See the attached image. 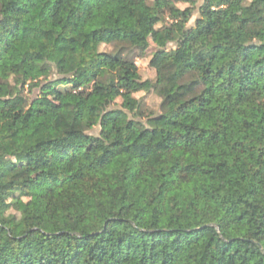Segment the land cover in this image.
Instances as JSON below:
<instances>
[{
    "label": "trees",
    "instance_id": "trees-1",
    "mask_svg": "<svg viewBox=\"0 0 264 264\" xmlns=\"http://www.w3.org/2000/svg\"><path fill=\"white\" fill-rule=\"evenodd\" d=\"M0 264H264V0H0Z\"/></svg>",
    "mask_w": 264,
    "mask_h": 264
},
{
    "label": "rangeland",
    "instance_id": "rangeland-1",
    "mask_svg": "<svg viewBox=\"0 0 264 264\" xmlns=\"http://www.w3.org/2000/svg\"><path fill=\"white\" fill-rule=\"evenodd\" d=\"M179 7H185V4H178ZM194 18V17H193ZM193 18L191 19L190 23H192ZM163 32L159 31L154 34H151L150 36V47L145 52V55L135 56L131 62L132 67L139 73L140 78L142 80L146 79H153L155 76L154 70L149 65V60L151 57V54L154 52V50L158 46V42L163 38ZM137 98H140L142 102L144 103V106L148 110H155L159 103V98L152 92V91H142L135 94ZM95 149H98L95 147ZM43 181V178L40 174L35 175L30 182L28 183V190L30 192L29 195L24 196L22 198V201H26L31 197V193L35 191L36 187L41 184Z\"/></svg>",
    "mask_w": 264,
    "mask_h": 264
}]
</instances>
